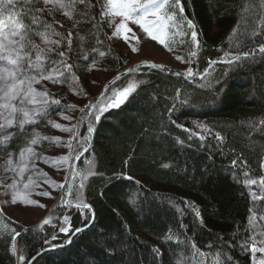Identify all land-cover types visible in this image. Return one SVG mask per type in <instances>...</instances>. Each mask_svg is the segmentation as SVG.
Wrapping results in <instances>:
<instances>
[{
  "label": "trees",
  "instance_id": "1",
  "mask_svg": "<svg viewBox=\"0 0 264 264\" xmlns=\"http://www.w3.org/2000/svg\"><path fill=\"white\" fill-rule=\"evenodd\" d=\"M91 3V7L77 5L72 24L87 12L95 17V27L77 23L71 29L48 11L41 17L61 36L72 32L67 60L74 65L75 84L81 91L85 83L77 51L103 53L113 73L128 67L102 25L99 4ZM182 4L183 17L198 33L199 46L190 40L187 51L196 53L189 65L195 75L139 66L121 76L107 90L109 96L113 87L128 83L137 84V90L125 105L109 109L94 123L93 145L76 164L68 206L66 186L62 199L45 217L46 225L25 228L6 214L0 217V264H20V255L25 256L23 264H253L243 245L247 240L251 246L249 209L259 205L252 202L245 180L264 178V54L257 51L232 64L214 62L264 45V3L182 0ZM34 8H43V3L38 0L33 6L15 0L12 6L26 24ZM65 44L62 41L57 50L64 51ZM49 95L61 101L49 109L50 119L69 100L59 92ZM86 117L87 113H79L74 159L90 142ZM216 133L222 141H217ZM21 140L17 135L12 147ZM232 160L237 161L236 169L231 168ZM83 176L88 179L82 180ZM81 200L91 205L94 220L92 210L73 206ZM64 216L70 218L68 224ZM60 227L69 231L60 232ZM83 227L67 244L75 229ZM15 232L21 235L12 253L10 237ZM154 248L159 254H153ZM193 258L200 261L190 262Z\"/></svg>",
  "mask_w": 264,
  "mask_h": 264
},
{
  "label": "snow or ice",
  "instance_id": "2",
  "mask_svg": "<svg viewBox=\"0 0 264 264\" xmlns=\"http://www.w3.org/2000/svg\"><path fill=\"white\" fill-rule=\"evenodd\" d=\"M25 4L33 5L38 2V0H22ZM14 3V0H7V4L4 7V10L7 11ZM44 8H34L33 14L31 17L30 24L23 22V17L16 19L11 15L9 16V21L7 25V31H5V22L0 20V145L4 146L6 150L7 147H10L9 141L17 133L12 131L19 129L20 132H23L26 125L34 124L37 119L46 118L49 115V109L52 106L61 105L59 99H50V95L47 90L37 91L33 85L40 83V81H51L54 84H59L62 81H68L76 78L75 74L72 72L74 67L73 64L68 63L67 57L68 53L72 51V32L69 31L67 36H61L60 33L55 32L52 24H49L46 19H42L44 12L47 11L48 6L51 5L55 10L61 11L64 9H69L65 11L64 15L71 18L77 5L91 7L93 6L91 0H42ZM96 3L99 4L101 8V15H107V5H111V11L115 16L122 18L121 23L117 26L116 31L113 33L114 36L120 35L121 29H127L125 21H131L140 26L142 32L151 38L153 41H158L160 45L166 44L165 36L168 35V26L165 24L166 20L177 18V10L182 13L184 11L182 0H96ZM264 3V0H262ZM81 19L80 21L74 22L72 27L76 28L77 23H81L83 26L91 24L95 27V17L89 15L87 12L79 14ZM185 22L190 31V40L193 45L196 47L199 46V41L197 39L198 33L194 30L195 26L190 20L185 18ZM53 23H58L54 21ZM43 28L44 31L35 32L36 35L40 36L46 48H41L39 45L33 43L28 39L30 33L35 29V26ZM128 32H131V29H127ZM48 33L52 35L61 36V39L52 40L48 38ZM181 36L187 35V33H180ZM177 33L175 30H172L169 40L175 42ZM132 38H135L133 33ZM126 39H129L126 37ZM66 42L65 50L58 51L57 49L61 45V42ZM179 43L183 44L184 40L181 39ZM133 51L136 49L133 47ZM171 51V48L169 47ZM34 51V58H33ZM95 51V49H93ZM264 54V45L259 46L258 49H253L252 52H244L243 55H235L230 57L223 62L226 64H232L241 59H246L250 56H254L255 52ZM195 52H192L190 56H195ZM103 55V53H101ZM56 58L53 59L52 57ZM85 60L88 57L85 55L83 57ZM177 60H182L183 57L177 56ZM146 67L156 68L160 70H165L163 65L156 63H149L148 61L143 62ZM139 68V65L133 66L127 69L124 73L119 74L111 82V85H105V92L101 93L96 99L102 101V103H92L89 102L82 109L81 113H87L88 115V127L87 133L90 137L95 131L94 123L100 122L104 114L112 108H120L122 105H125L129 98L136 92L137 84L128 83L127 86H122L119 89L112 88V93L109 96L107 90L115 85L117 80L121 79V76H127L129 73H134ZM180 75V73H176ZM195 73L191 69H188L187 76L189 78L193 77ZM78 79V78H76ZM139 83H143L140 81ZM65 109L74 108V105L65 104L63 106ZM62 115V113H61ZM64 120H70L68 116H62ZM52 127L70 133V139L68 142V148L72 150L71 139L78 136L76 132L77 124L71 126L62 125L59 123H54L49 121ZM182 127V126H181ZM217 141H222L223 137L219 134H215ZM44 139H49L44 137ZM54 142L60 143V137L52 138ZM200 139H205V137L200 136ZM87 142V141H85ZM31 144H37L38 139L34 138L30 141ZM25 153L30 155H36L33 152L31 147L22 149L19 153L20 155V164L24 163ZM77 159L79 157H76ZM67 159V158H61ZM15 163L13 159V153L8 152L7 156L3 158V163L0 164V167H3L5 172L10 170V166ZM243 164H247V161H243ZM237 161H231V168H237ZM164 168H168V164L163 165ZM261 168L264 169V161L261 162ZM14 170V169H13ZM23 169H21L22 171ZM235 175L233 171L231 173ZM92 175V173H89ZM245 176L248 175L247 172L244 173ZM88 176H83L82 180H87ZM131 179V177H128ZM53 186L55 182L53 181ZM253 185H259V191L264 193V178H261L259 181L256 179H249L246 182V187L250 190V197L253 203L256 201L264 200V195H257L256 191H251ZM0 186L3 187V195L9 197L3 201L5 207H13L14 211H17L21 214H26L29 212L28 207L19 206V203L23 201L25 205H38L36 200L28 199V189L29 184L25 183L23 186V191L16 190V183L12 184L7 183L6 181H0ZM84 184L81 183L80 188L83 189ZM9 190H13L14 194L9 196ZM42 197H50L49 191H42L39 193ZM185 203H191L185 201ZM39 207H44V205H39ZM77 209H88L91 210V205L84 203L82 200L75 204ZM194 214L200 222L203 223L200 218L199 211L193 209ZM252 209H249V212L252 213ZM4 208L0 207V217L4 216ZM65 224L69 223V217H63ZM49 223V219L45 218L41 224L46 225ZM60 232H68L69 228L60 227ZM76 232L82 231V229H75ZM21 235L20 232H15L11 235L10 240L11 244L9 245V250L12 253L17 251V237ZM256 235L261 236V239L257 240ZM256 235L251 236V246L249 248V243L246 240L243 247L246 251H250L253 264H264V258H257V254H260V257H264V233H257ZM55 239V237H53ZM47 242V241H45ZM106 243H113L112 241H106ZM195 247V245H193ZM211 247V245H210ZM153 254H159V249L154 248ZM111 254H115L114 251ZM231 260V258H228ZM20 264H23L25 261V256L20 255L18 257Z\"/></svg>",
  "mask_w": 264,
  "mask_h": 264
},
{
  "label": "rangeland",
  "instance_id": "3",
  "mask_svg": "<svg viewBox=\"0 0 264 264\" xmlns=\"http://www.w3.org/2000/svg\"><path fill=\"white\" fill-rule=\"evenodd\" d=\"M40 1L42 2V0ZM141 2H143V0H141ZM6 4L7 0H0V20L5 22V31H7V25L10 23V15L13 18L18 19L14 13L15 11L12 9L13 5L8 8L7 11L4 10ZM44 7L45 6L43 5V8ZM111 8V5H107L108 14L104 16L101 15L102 25L104 26L116 53L122 55L123 58L126 59L128 68L141 64L144 61H148L163 65V67L174 72L187 73L190 60L191 58L196 57V54L195 56L187 54L190 41V31L182 13L177 10V18L165 21V24L168 26V35L165 36L166 44H168V47H166L165 45H160L158 41L151 40L150 37L142 32L139 25L131 21H125L127 29H131V32H128L127 29H121L120 35L114 36L113 33L121 23L122 18L115 16L111 11ZM47 11L51 15H54L59 21L66 24L69 28L73 29V15L71 18L64 15V12L69 11V9L57 11L49 5ZM172 30H175L177 33L175 42L169 40ZM37 31L44 30L35 29L34 32L29 34L28 39L40 47L46 48L47 46L44 44L43 39L35 34ZM182 32L187 33L188 35L181 36L180 33ZM133 33L135 34V38H132ZM47 35L49 39H59L58 36L52 35L51 33H48ZM78 37L80 40H84L80 35ZM126 37L129 39H126ZM181 39L184 40L183 44L179 43ZM133 47L136 51L132 50ZM169 47L171 48V51L169 50ZM78 55V71L83 77L85 83L83 91L76 87L74 79L62 81L59 84L42 80L40 83L33 85V87L40 92L45 90H47L48 93L59 92L60 95L68 98L69 104L74 105L75 107L63 109L55 116V118L37 119L34 124L26 125L23 132H20L19 129L12 130L17 134L9 141L11 147H7L5 150L4 146L0 145V164L3 163V158L7 156L8 152L13 153V159L15 161L7 172H5L3 167H0V181H6L9 184L15 182L16 190L19 191H23L25 183L29 184L27 198L38 202V205H25L23 201H21L19 206L28 207L30 209L28 213L21 214L14 211L13 207L4 206L3 201L9 197L3 195V187L0 186V206L4 208V213L12 220L22 224L25 228L37 226L45 219L53 205L62 199L63 190L68 186L71 180L72 165L74 161L73 143L75 138L71 139L72 150L70 151L67 145L71 134L52 127L49 121L66 126L78 124V116L81 112L80 109L96 99V97H98L103 91L106 83L115 76V73L111 71V66L108 64L106 58L101 54L91 56V54H84L82 50H79L77 51L76 56ZM85 55L88 57L87 60L83 58ZM177 56H181L183 59L177 60ZM62 116H68L71 119L64 120ZM19 134L22 136V140L12 147L11 144L14 138ZM34 136L38 139V143L33 145L30 141ZM44 137H48L49 139L46 140ZM54 137H60L61 142H54L52 139ZM28 147H31L36 155L25 153L24 163L20 164L19 153L22 149ZM21 169L23 170L21 171ZM249 179L255 178H246L245 182ZM256 180L259 181L260 179ZM53 181L55 182V186H53ZM42 191H49L50 197L40 196L39 193ZM248 191L250 194L249 189ZM251 191H256L257 195H264V193L259 191V185H253ZM12 194H14L13 190H9V196ZM255 203L259 206L254 208L249 216V226L253 235L264 233V200L256 201ZM260 203L262 205H260ZM39 205H44V207H39ZM256 239H261V236L256 235ZM257 258L264 257H260V254H257ZM196 260L193 258L190 262L195 263L194 261Z\"/></svg>",
  "mask_w": 264,
  "mask_h": 264
},
{
  "label": "water",
  "instance_id": "4",
  "mask_svg": "<svg viewBox=\"0 0 264 264\" xmlns=\"http://www.w3.org/2000/svg\"><path fill=\"white\" fill-rule=\"evenodd\" d=\"M224 60H218V61H216V62H214V63H224L223 62ZM139 66H142V65H144V63H142V64H138ZM136 66V65H135ZM145 66V65H144ZM210 68V67H209ZM126 71V70H125ZM125 71H123V72H119V73H117L113 78H111L108 82H107V84L106 85H110L111 84V82L114 80V78L115 77H117L119 74H121V73H124ZM203 75L204 74H202L201 76H200V78H202L203 77ZM104 89H105V87H104ZM104 92V91H103ZM96 103H98V102H96ZM88 123H89V121H88V116H87V118H86V124H87V126H88ZM92 145H93V136H92V134H91V140H90V143H89V146L82 152V154L80 155V156H78L79 158L80 157H82L91 147H92ZM79 158L77 159H75V162H74V169H73V173H72V175H71V180H70V183L68 184V187H67V198H66V204L68 203V199H69V195H70V190H71V184H72V180H73V178H74V174H75V171H76V164H77V162H78V160H79ZM73 206H75V205H73ZM91 210H92V207H91ZM92 212H93V220H94V211L92 210ZM93 220H92V222H93ZM79 229H82V231L83 230H85L86 229V227H83V228H79ZM81 232V231H80ZM80 232H76V231H74V233H73V235L71 236V238L69 239V241L67 242V244H69L70 243V241H71V239L76 235V234H78V233H80ZM58 247H49V248H47L46 250H54V249H57ZM31 263V262H30Z\"/></svg>",
  "mask_w": 264,
  "mask_h": 264
}]
</instances>
